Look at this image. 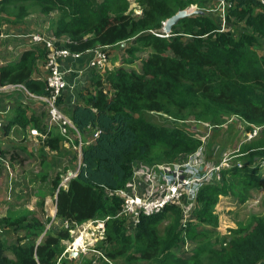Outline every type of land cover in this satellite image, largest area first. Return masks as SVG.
<instances>
[{
    "label": "trees",
    "instance_id": "obj_1",
    "mask_svg": "<svg viewBox=\"0 0 264 264\" xmlns=\"http://www.w3.org/2000/svg\"><path fill=\"white\" fill-rule=\"evenodd\" d=\"M2 1L6 8L12 2H30L43 13H62L64 18L53 28V36L66 38L64 48L73 54H84L106 46L108 55L113 45L135 34L161 29V21L186 6L181 0H142L141 13L135 16L119 9L111 13L110 0ZM229 1L227 19L230 14L244 18L253 33L242 31L235 37L226 28L220 32L213 18L193 15L180 20L167 36L142 35L151 51L141 62L140 71L125 66L102 75L92 71L86 84L80 86L79 100L69 113L65 112L80 133L95 135L81 148L76 176L65 186H59L58 179L52 181L55 217L74 225L110 216L105 222V238L96 249L110 260L123 255L124 246L132 242L134 246L141 245L139 258L161 264L170 259L178 240L174 226L162 235L157 227L167 217L163 215L167 211L172 212L175 224L179 222L181 211L173 204L158 214L140 217L132 232L127 231L126 217L116 216L123 201L115 192L125 187L137 161L185 157L201 145V139L190 136L183 127L158 126L147 113L179 118L189 106L212 107L240 118L248 132L258 127L260 150L264 153V55L251 53L258 37L264 38V6L255 0ZM40 46L23 49L13 65L0 64V86L23 85L33 95H47L49 90L37 66H45L49 51ZM63 99L64 92L57 100L61 110L65 109ZM19 110L3 123L2 135H8L12 123L21 128L31 125L45 136L44 146L58 150L62 136L45 128L47 112L26 115ZM214 116L218 119L216 113ZM239 170L227 172L230 176ZM216 185L199 190L197 201L202 206L212 204L215 189L216 194L222 191ZM252 219L245 228L232 230L226 249L209 252L207 264H264V215ZM67 239L68 231L60 228L44 235L38 243L6 249L0 242V264H12L13 260L18 264H72L73 259L57 263L60 242Z\"/></svg>",
    "mask_w": 264,
    "mask_h": 264
},
{
    "label": "rangeland",
    "instance_id": "obj_2",
    "mask_svg": "<svg viewBox=\"0 0 264 264\" xmlns=\"http://www.w3.org/2000/svg\"><path fill=\"white\" fill-rule=\"evenodd\" d=\"M140 1L142 0H110L112 4L109 10L111 13L117 12V9L124 10L136 16L141 13ZM181 1L186 3L183 10L191 11L195 8L203 10L215 20L218 26L221 25V16L215 9L218 0ZM98 2L102 3L105 0H98ZM62 18H64L62 13L56 10L48 14L43 13L40 7L30 2L29 4L12 2L6 8L4 1L0 0V31L3 35L0 37V64L13 65L23 49L40 46V44L31 43L28 38L15 39L6 36L11 33L22 36L39 34L45 39H50L55 47L64 48L63 43L66 38L53 36V28ZM164 21H161V25ZM226 25L229 33L235 37L242 31L253 33L252 27L245 22V19H240L234 14H230ZM151 31L159 33L161 30H147L131 36L121 44L113 45L110 48V58L107 63L102 67H95L93 73L102 75L118 66L140 71L141 62L151 51L142 35ZM251 53L256 56L264 55V38L258 37ZM40 64L37 68L40 72L39 76L43 78L46 72ZM0 95L2 96L0 123H5L12 116L14 117L21 105L26 106L22 104L23 99L17 98L21 95L27 96L38 104L37 114L41 111L46 113L45 105L36 96L29 97L23 89L12 90L8 87L0 90ZM10 97L15 99L16 104L8 108L6 104ZM19 101L21 104H18ZM188 109L183 110L179 118H173L164 113H147V117L158 126H181L190 136L201 139L199 146L201 148L197 147L196 150L200 152L203 150L205 156L207 154L209 157H215L211 163L219 161L225 155L236 154L243 167L230 176L225 171L222 174V180L218 184L214 183L221 187L222 191L216 194L215 189L213 193L211 192L212 194L206 193L213 195L212 204L202 206L197 201V197L192 199L191 208L187 213L184 214L179 208L181 215L176 224L171 220L173 219L171 211L163 214L167 217L158 224V233L162 235L167 228L174 226V232L179 234L170 259L161 264H207L209 252L221 251L228 247V240L233 236L232 230L238 227L245 228L253 222L252 218L264 215V153L260 150L262 149L260 135L254 140L251 139L252 141L246 140L247 125L237 116L217 112L212 107L202 109L200 105L189 106ZM215 113L218 119L215 118ZM30 114V112L26 113V115ZM45 123L46 129L60 137L57 127L49 122L48 116L45 118ZM261 126L263 129L264 125ZM33 131L31 125L20 128L12 123L9 135L0 133V163H2L0 165V242L6 249H11L18 244L38 243L44 235L56 233L60 228L66 230L71 228L73 233L69 234V239L60 242L58 263L60 260L70 259L67 250L77 238L79 230L77 225L69 224L66 227L64 222L55 217V191L52 181L58 179L59 184L66 185L71 178L70 173L75 172L80 165L81 148L93 140L94 134L88 131L81 133L80 150L77 137L72 138L68 143L60 137L59 149L49 150L44 146L45 136ZM187 156H179L172 160H166L164 156H161L153 159L152 162L137 161L139 163L137 166L181 163ZM207 185L212 184L204 183L200 189ZM197 213L202 219L196 216ZM127 231H133L128 224ZM102 241L90 242L84 253L72 254L71 263L108 264L102 252L104 249L105 253L107 244L105 243L100 250L102 254L96 250ZM124 247L123 255L111 260L106 257L107 260L111 264H160L139 258L141 245L134 246L131 242ZM7 253L9 257H12L10 252ZM12 264H18V262L13 260Z\"/></svg>",
    "mask_w": 264,
    "mask_h": 264
},
{
    "label": "built area",
    "instance_id": "obj_3",
    "mask_svg": "<svg viewBox=\"0 0 264 264\" xmlns=\"http://www.w3.org/2000/svg\"><path fill=\"white\" fill-rule=\"evenodd\" d=\"M255 1L264 6V0ZM229 5V0L217 1L215 9L221 16V25H219L220 32L225 27L227 29V15L225 16V11ZM163 23L160 29L162 33L152 31L151 33L160 36L169 35L164 32ZM6 36H10L11 38H28L30 42L44 45L48 49L44 80L49 93L40 96L32 95L36 96L45 105L49 122L57 127L59 134L64 138L66 143L71 141L72 138L77 137L78 149L80 150L81 133L57 105V100L67 88L72 89L68 80V74L72 75L77 73L69 69L65 64L61 65L59 61L68 59V57H79L81 54L70 53L66 48H57L50 39H45L39 34L22 36L11 33ZM107 48L105 46L90 50L91 55L86 60L84 70L90 71L95 67L104 66L109 59V55L105 51ZM13 86L15 88H21L28 94H31L22 85ZM2 128L3 124L0 123L1 134ZM257 134L258 128H254L251 132L247 133L246 140L254 138ZM237 157L238 155L236 154L225 155L215 163H206L200 151L194 150L181 163H162L152 166H137L138 164H134L132 176L125 187L115 192L123 201L122 208L116 216H125L129 228H132L136 226L140 217L158 214L170 204L181 208L185 214L191 208L190 201L197 197V192H199L200 187L204 183L218 184L222 180V174L225 171L243 167ZM79 166L75 172L70 173L71 178L76 176ZM110 218V216H106L104 218H95L74 224L73 226L77 225L79 232L72 245L68 247L69 258L71 259L74 253H84L87 250V244L90 242L102 241L105 238V222ZM64 223L66 227L70 224L66 221ZM67 231L69 234L73 233L71 228H68ZM77 241H80V243L78 244ZM103 258L108 264H111L106 257L103 256Z\"/></svg>",
    "mask_w": 264,
    "mask_h": 264
},
{
    "label": "crops",
    "instance_id": "obj_4",
    "mask_svg": "<svg viewBox=\"0 0 264 264\" xmlns=\"http://www.w3.org/2000/svg\"><path fill=\"white\" fill-rule=\"evenodd\" d=\"M0 37H2V36H0ZM90 55H91V53L88 51V52H86L84 54H81L79 57H68V59H64V60H60L59 61V63L61 65H64L65 64L69 69H72V70H74V71L77 72L76 74H72V75L71 74H68V80H69L70 85L72 86V89L71 88H67L64 91V99H63L62 106H63V108H65L64 109V112H66V113H69L71 111L72 107L74 106V104L77 103V101L79 100L78 99V90L80 89V85H85L86 84L85 82L88 81V78L90 77V75H91V73L93 71V69L90 70V71H85L84 70V68H85L84 65L86 64V60H87L88 57H90ZM109 58H110V56H109ZM88 74H90L89 77H87ZM33 77H36V74L33 75ZM6 87H10V88H12V90L16 89L13 85H3V86H0V90H2V89L4 90ZM27 95L29 97H33L32 94H28L27 93ZM20 97H17V98L19 100L23 99L24 101H22V104L23 105H26V106L23 107L21 105L20 110L18 109L19 112H23L24 111L26 113H28V112H30V113H36V110L38 108V104L35 103L34 100L29 99L25 95H21ZM1 100H2V96L0 95V101ZM15 102H16L15 99H13L12 97H10V99H9V101H7V104L6 105H8V108H9ZM20 102L21 101H19L18 104H21ZM10 130H11V127H10ZM10 130L8 132V135L10 133ZM34 131H33V133H34ZM18 132L20 133L21 131H18ZM200 153H201V156L205 160L206 163H211L215 159V157H209L207 154L205 156V152L203 150ZM135 164L137 165L139 163L136 162Z\"/></svg>",
    "mask_w": 264,
    "mask_h": 264
},
{
    "label": "water",
    "instance_id": "obj_5",
    "mask_svg": "<svg viewBox=\"0 0 264 264\" xmlns=\"http://www.w3.org/2000/svg\"><path fill=\"white\" fill-rule=\"evenodd\" d=\"M193 15H202V16H206V17H210L207 15V13L203 10L200 9H193L191 11L189 10H178L175 14H173L172 16L168 17L164 23H163V30L165 33L170 34V32L172 31V28L177 25V23L185 18L191 17ZM57 193V191H56ZM76 254V253H74Z\"/></svg>",
    "mask_w": 264,
    "mask_h": 264
},
{
    "label": "clouds",
    "instance_id": "obj_6",
    "mask_svg": "<svg viewBox=\"0 0 264 264\" xmlns=\"http://www.w3.org/2000/svg\"><path fill=\"white\" fill-rule=\"evenodd\" d=\"M0 36H3V35H0ZM15 39H19V38H15ZM31 43H32V42H31ZM33 44H34V43H33ZM109 56H110V55H109ZM45 66H46V64H45ZM45 66H44V69H46ZM45 72H46V70H45ZM44 77H45V76H43V78H44ZM22 86H23V85H22ZM16 89H21V88H16ZM46 112H47V111H46ZM2 124H3V123H2ZM254 128H258V127H254ZM254 128H253V129H254ZM253 129H252V130H253ZM34 130H35V129H34ZM252 130H251V131H252ZM35 131H36V130H35ZM251 131H249V132H251ZM249 132H248V133H249ZM258 132H259V128H258ZM36 133H37V132H36ZM246 135H247V134H246ZM257 135H258V134H257ZM255 137H257V136H255ZM255 137H254V138H255ZM252 139H253V138H252ZM250 140H251V139H250ZM79 153H80V152H79ZM189 154H190V153H189ZM189 154H188V155H189ZM72 178H74V177H72ZM59 186H62V184L59 185ZM197 195H198V194H197ZM55 198H56V197H55ZM54 205H55V204H54ZM54 213H55V209H54ZM96 219H97V218H96Z\"/></svg>",
    "mask_w": 264,
    "mask_h": 264
},
{
    "label": "bare ground",
    "instance_id": "obj_7",
    "mask_svg": "<svg viewBox=\"0 0 264 264\" xmlns=\"http://www.w3.org/2000/svg\"><path fill=\"white\" fill-rule=\"evenodd\" d=\"M77 243L79 244V243H80V241H77Z\"/></svg>",
    "mask_w": 264,
    "mask_h": 264
}]
</instances>
